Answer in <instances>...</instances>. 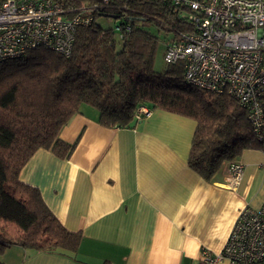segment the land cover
Instances as JSON below:
<instances>
[{
	"label": "trees",
	"instance_id": "trees-1",
	"mask_svg": "<svg viewBox=\"0 0 264 264\" xmlns=\"http://www.w3.org/2000/svg\"><path fill=\"white\" fill-rule=\"evenodd\" d=\"M57 1L92 8L93 22L78 28L70 57L38 48L0 62V257L14 246L77 253L82 234L67 230L20 173L40 149L71 157L77 143L59 136L83 105L97 110L106 128L138 127L146 117L141 107L194 120L188 165L207 182L245 151H264L232 97L186 84L181 62L155 70L160 41L147 27L176 38L190 29L183 10L163 0ZM100 18L117 20L130 32L117 39Z\"/></svg>",
	"mask_w": 264,
	"mask_h": 264
},
{
	"label": "crops",
	"instance_id": "crops-1",
	"mask_svg": "<svg viewBox=\"0 0 264 264\" xmlns=\"http://www.w3.org/2000/svg\"><path fill=\"white\" fill-rule=\"evenodd\" d=\"M146 111L136 128H106L98 111L83 105L59 136L77 143L71 157L45 149L31 157L20 180L40 191L62 225L82 234V243L75 254L14 246L2 264H210L201 252H222L239 210L264 206V151L237 159L244 175L229 190L228 162L212 182L189 167L194 120Z\"/></svg>",
	"mask_w": 264,
	"mask_h": 264
},
{
	"label": "built area",
	"instance_id": "built-area-1",
	"mask_svg": "<svg viewBox=\"0 0 264 264\" xmlns=\"http://www.w3.org/2000/svg\"><path fill=\"white\" fill-rule=\"evenodd\" d=\"M163 1L183 10L190 27L165 44V63L181 62L186 84L236 100L264 143V0ZM91 9L57 0H0V62L38 48L70 57L78 28L93 22ZM123 31L115 30L120 39ZM244 170L237 159L228 162L224 186L234 191ZM200 258L210 264H264V206L239 210L222 252L204 250Z\"/></svg>",
	"mask_w": 264,
	"mask_h": 264
},
{
	"label": "rangeland",
	"instance_id": "rangeland-1",
	"mask_svg": "<svg viewBox=\"0 0 264 264\" xmlns=\"http://www.w3.org/2000/svg\"><path fill=\"white\" fill-rule=\"evenodd\" d=\"M98 22L104 29H112L114 30V32L119 24L117 20H113L109 18H100ZM147 31L159 38L160 44L156 54L155 70L161 72L164 70L166 66V63L164 61L165 44L169 43L173 36L171 34H166L163 31L159 32L158 29L154 26H148ZM115 33H116V38L119 39L117 32ZM252 152L254 156H258V157L262 156V153L260 151H259L260 153L258 151H252Z\"/></svg>",
	"mask_w": 264,
	"mask_h": 264
}]
</instances>
